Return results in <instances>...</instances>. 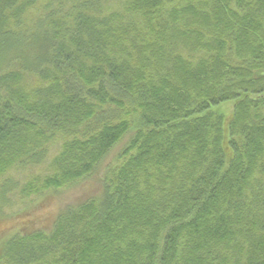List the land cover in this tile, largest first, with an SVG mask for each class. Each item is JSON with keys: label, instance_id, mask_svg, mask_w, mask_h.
Returning <instances> with one entry per match:
<instances>
[{"label": "trees", "instance_id": "obj_1", "mask_svg": "<svg viewBox=\"0 0 264 264\" xmlns=\"http://www.w3.org/2000/svg\"><path fill=\"white\" fill-rule=\"evenodd\" d=\"M130 134L99 197L0 260L264 264V0H0V222Z\"/></svg>", "mask_w": 264, "mask_h": 264}, {"label": "rangeland", "instance_id": "obj_2", "mask_svg": "<svg viewBox=\"0 0 264 264\" xmlns=\"http://www.w3.org/2000/svg\"><path fill=\"white\" fill-rule=\"evenodd\" d=\"M231 105H233V102L222 105L218 108V112L226 116L232 110ZM132 134L116 147L92 174L78 181V183L71 184V186L55 192L52 190L47 191L44 195L30 200L28 198L18 199L19 196L14 197L16 203H14L13 209H6L5 214L2 215L6 218H3L4 221L0 222V251L7 241L18 237V234L51 233L61 215L99 197L106 171L112 165L118 163L116 158L123 153ZM53 143H48L51 147L49 152L51 156L56 155L59 150V145ZM48 164L49 161L42 166L30 167L23 172H10L6 176H12L18 178L21 182H25L29 176L45 173L48 170ZM0 264H5V259L0 260Z\"/></svg>", "mask_w": 264, "mask_h": 264}]
</instances>
